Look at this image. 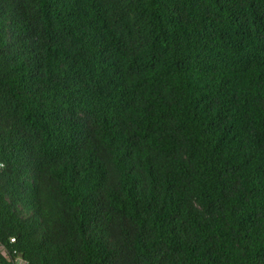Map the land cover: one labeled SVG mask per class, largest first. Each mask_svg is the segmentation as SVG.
<instances>
[{
    "label": "trees",
    "instance_id": "1",
    "mask_svg": "<svg viewBox=\"0 0 264 264\" xmlns=\"http://www.w3.org/2000/svg\"><path fill=\"white\" fill-rule=\"evenodd\" d=\"M0 248L264 264V0H0Z\"/></svg>",
    "mask_w": 264,
    "mask_h": 264
},
{
    "label": "built area",
    "instance_id": "2",
    "mask_svg": "<svg viewBox=\"0 0 264 264\" xmlns=\"http://www.w3.org/2000/svg\"><path fill=\"white\" fill-rule=\"evenodd\" d=\"M11 242H15L14 239H11ZM0 252L5 256V252L3 249L0 248ZM13 256H15L13 259H12V264H28L26 261H24L22 259L21 256L17 255L16 252L13 253Z\"/></svg>",
    "mask_w": 264,
    "mask_h": 264
}]
</instances>
